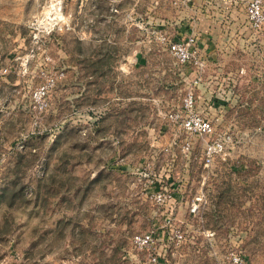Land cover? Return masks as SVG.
<instances>
[{"label":"rangeland","instance_id":"rangeland-1","mask_svg":"<svg viewBox=\"0 0 264 264\" xmlns=\"http://www.w3.org/2000/svg\"><path fill=\"white\" fill-rule=\"evenodd\" d=\"M247 5L0 0V264H153L132 243L150 230L157 264H264V25ZM191 31L198 83L162 41Z\"/></svg>","mask_w":264,"mask_h":264},{"label":"built area","instance_id":"built-area-1","mask_svg":"<svg viewBox=\"0 0 264 264\" xmlns=\"http://www.w3.org/2000/svg\"><path fill=\"white\" fill-rule=\"evenodd\" d=\"M183 1L184 3H187L191 0ZM263 3L264 0H248L247 13L249 18L253 22L254 27L256 28H261V26L264 25ZM162 41L168 46L171 54L175 57L178 63L184 65L192 64L197 68L198 71H196L197 75L195 83H198L201 80L202 69L205 66V61L200 55L201 51L199 49L197 33L195 31H191L190 33H187L183 38L174 40H169L166 36H163ZM46 92L47 86H42L37 91L40 110H43L47 107V104L44 102ZM184 104L187 109H189L190 111L193 110L195 104V94L193 90H190L185 97ZM185 126L188 129H193V127L196 128L201 135L211 134L213 131L211 123L199 116L187 118L185 121ZM220 149L221 145L218 143L208 145L206 156L207 164L212 161L214 155L218 153ZM158 199H161V195H159ZM170 221L171 218H169V221L166 223L168 226H172ZM170 231L171 232H164L163 235H171L169 236V238L173 240V242L180 243V241L184 237L183 231L179 228H170ZM157 234L158 233L155 230H150L147 232L135 234L132 237V243L136 249L141 251H149L150 261L153 264L159 263L162 258V253L160 251L161 248H159L158 246L159 240L156 237Z\"/></svg>","mask_w":264,"mask_h":264},{"label":"crops","instance_id":"crops-1","mask_svg":"<svg viewBox=\"0 0 264 264\" xmlns=\"http://www.w3.org/2000/svg\"><path fill=\"white\" fill-rule=\"evenodd\" d=\"M182 32L178 33V34H181Z\"/></svg>","mask_w":264,"mask_h":264}]
</instances>
